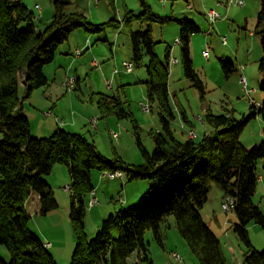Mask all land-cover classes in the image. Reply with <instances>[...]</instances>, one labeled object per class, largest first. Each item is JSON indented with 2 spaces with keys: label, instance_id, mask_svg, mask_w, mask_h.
I'll return each instance as SVG.
<instances>
[{
  "label": "trees",
  "instance_id": "16d2710c",
  "mask_svg": "<svg viewBox=\"0 0 264 264\" xmlns=\"http://www.w3.org/2000/svg\"><path fill=\"white\" fill-rule=\"evenodd\" d=\"M71 3L72 0H54L51 23L38 29L34 11L21 0H0V245L10 255L9 262L0 258V264H57L42 240L29 228L28 205L37 196L38 215L45 216L58 209L54 191L46 180L56 165H63L71 180L69 217L76 246L70 264H128L134 253V264H154L145 236L149 231L162 244L161 230L168 217H173L199 264H228L218 236L201 215L212 183L221 190L223 198L235 199L234 232L246 248L243 264H264V249L252 246L247 230L250 223L264 230V214L252 201L260 177L258 160H263L264 169V143L245 147L239 140L251 117L262 114L264 118V104L257 107L252 103L254 112L240 120L229 113L214 115L208 111L206 122L214 133L195 139L176 138L162 117L166 135H152L155 144L152 153L138 141L144 158L141 165L127 163L118 156L108 159L83 134L63 128H57L47 137L32 135L30 122L20 109V80L25 90L23 99H28L34 90L48 85L44 67L54 60L59 46L68 40L72 31L101 33L107 27H117L116 20L95 25L79 11L67 12ZM141 4L140 14L127 11L124 19L127 24L133 19L148 24L146 30L130 34L133 60L138 64L142 51L146 52L149 101H157L161 110L173 118L168 90L169 52L167 49L166 63H163L154 50L152 24L176 21L181 26L179 43L183 45L185 74L192 86L204 93L189 49L190 36L200 29L191 19L162 17L152 13L144 0ZM255 34L261 38L263 57L259 69L264 73V0L257 15ZM221 64L227 75L233 72L230 62L221 60ZM98 107L103 116L129 117L114 96L101 95ZM92 170L121 171L129 181L148 180L151 186L139 206L115 210L102 221L95 237L89 239L84 225V198L94 190Z\"/></svg>",
  "mask_w": 264,
  "mask_h": 264
},
{
  "label": "rangeland",
  "instance_id": "374dc122",
  "mask_svg": "<svg viewBox=\"0 0 264 264\" xmlns=\"http://www.w3.org/2000/svg\"><path fill=\"white\" fill-rule=\"evenodd\" d=\"M53 1L23 0V5L34 11V24L38 29H43L51 23ZM97 1L72 0L66 11H79L95 25L116 20L117 27H107L101 33H87L83 29H76L58 50L67 47L72 41L78 40L83 45L87 42L88 50L84 54L93 49L91 59L96 60L99 66L87 67L78 75V83L76 77L70 75L69 77L75 78V84L70 92L66 87L62 88L59 83L52 84L53 77L50 73L48 85L53 89L51 90L53 97L50 105L39 109L41 120L52 123L57 120L56 118L61 122L65 119L67 122L77 121L79 126L69 129V132L83 134L104 157L112 159L118 156L127 163L141 165L144 163V158L138 141L148 153H152L155 148L152 135L157 133L166 135L162 117L167 120L169 129L176 138L186 140L189 138V131H193L197 138L214 133L213 128L206 122L208 111L214 115L229 113L235 120H240L248 118L254 112L251 108L252 103L255 106L264 104L262 84L264 73L259 69L263 51L260 35L255 34L261 0H243L242 7L230 4V0H144L152 13L162 17L188 18L200 29L190 36L189 49L193 68L204 85V93L193 87L185 74L183 45L177 42L181 26L176 21L152 24V37L156 42L154 50L163 63H166L167 49L169 52L168 90L173 118L161 110L157 101H149L146 84L149 80L146 68L149 57L146 52L142 51V58L138 64L133 60L130 34L146 30L148 24L137 19L127 24L124 19L127 11H132L134 15L142 12L141 0ZM35 5L39 6V11L34 9ZM210 10L215 11L221 18L212 23L207 17ZM224 39L226 44L222 43ZM74 57L75 55H71V60ZM221 60L232 64L234 68L232 73L227 75ZM79 64L80 62L75 63L73 68L78 67ZM129 64L133 65L131 70H128ZM72 73H75L74 69ZM241 76L246 80L245 86L240 81ZM47 86L32 93H42L48 89ZM24 93L23 86H19L20 99ZM60 95L64 97L61 98ZM101 95L119 99L122 107L129 113V117L118 119L114 115L103 116L98 107ZM33 96L34 94H31L25 106V109L31 113L35 109L32 103ZM141 102L149 106V112L142 110ZM38 104L43 106L42 102ZM46 112H49L50 116H44ZM94 118L96 123L92 125L91 121ZM29 121L32 130L35 131L37 122L33 121L32 115ZM113 133L117 134V140L113 138ZM239 140L245 147L264 143L262 114H257L248 120ZM256 166L258 174L264 177L263 160H258ZM55 167L66 170L63 165ZM56 173L59 174L57 176L54 174L55 181H52L51 187L60 202L61 210H58V213L62 215L64 211L69 216L71 193L64 190V187L70 185L71 180L67 170L65 174ZM91 180L96 186L99 203L93 206L94 208L91 207L93 209L91 212V208L88 207L90 195L84 198L86 204L84 225L89 239L95 237L96 228L99 229L102 221L115 210L139 206L151 186L148 180L129 181L126 175L122 179L110 180L104 176V172L98 170L91 171ZM252 201L264 214V181H258ZM222 203V192L212 183L208 200L201 210L202 218L218 236L228 264H243L246 248L234 232L237 217L232 210L225 212ZM29 211L34 217L36 213L33 208L30 207ZM44 217L39 216L38 219ZM69 223L70 228H67L66 224L62 225L56 230L55 237L62 244L66 243L67 239L70 243L75 241L74 246H76L73 222L70 220ZM30 227L33 228L32 219L29 222ZM247 230L252 246L257 250H263L264 230L254 223H250ZM145 238L150 243L149 255L154 264H199L197 257L176 228L173 217H168L162 227V244L153 239L149 231ZM174 255H177L178 259L174 258ZM0 258L8 262L10 260L8 251L2 245H0ZM63 260L61 258L57 264H70L71 260ZM135 262L134 253L128 259V264Z\"/></svg>",
  "mask_w": 264,
  "mask_h": 264
},
{
  "label": "crops",
  "instance_id": "0c3cea01",
  "mask_svg": "<svg viewBox=\"0 0 264 264\" xmlns=\"http://www.w3.org/2000/svg\"><path fill=\"white\" fill-rule=\"evenodd\" d=\"M22 4H23V0H21ZM35 9V7H34ZM36 10V9H35ZM41 19V18H40ZM76 49H82V53L79 57H74L73 60H71L70 56L71 55H75L74 52ZM88 50V43L86 42L84 45L82 43H79L78 40L76 41H72L71 43H68L67 47H63L61 49H59L54 57V60L46 65L44 67V74L46 76V78L48 79V82L50 80V73H52V77L51 79H53L52 84H57L59 83L60 86L62 88H64V82L66 80L67 77H69L70 75L76 77V83H78L79 81V77L78 75L81 74L85 69H87V67H98L99 63L96 60L91 59V54H93V49L88 51V53H85V51ZM96 52V51H95ZM80 62L79 66L76 68H73L75 63ZM74 69V74L72 73ZM51 84V85H52ZM20 86H23L24 88V84H23V80H20ZM48 89H46L45 91H42V93H32L33 96V101L32 103L35 105V109H33L32 113L27 111L25 109V106L27 105L26 101L27 99H23L24 95L22 96V98L20 99V109L22 111V113L28 118H30V115H32L33 117V121L37 122V128L35 131L32 130V126L30 123V129H31V133L33 136L35 137H40V135L42 137L48 136L51 133H53L57 128H63L67 131H70L69 129H75V127H77V121H72V122H67V120L65 119L63 122H61V120H59L58 118H56L57 120L54 121V123L50 122V121H44L41 120L39 118V114L40 111L39 109H44L47 105H50V103L52 102V97H53V93L51 90L52 87L51 86H47ZM62 93V92H61ZM56 96V95H54ZM61 98H63V95H60ZM58 97V96H57ZM42 102L43 106L39 105L38 103ZM55 105V104H54ZM42 107V108H41ZM49 111V110H48ZM50 112V111H49ZM46 112L43 115L45 116H50L48 113ZM51 114V112H50ZM30 122V121H29ZM79 126V125H78ZM58 168V169H56ZM56 170V171H55ZM53 172L55 173H51L49 176L46 177L47 182L52 185V181L54 180V174L55 176H57L56 172H62L63 174L66 173V170L62 167H54L53 168ZM262 179L261 181H264V177L260 176ZM56 179V177H55ZM94 194L95 197L98 200L97 197V189L96 186H94ZM90 199V197H89ZM59 207L58 209L48 213L47 215H45V217L43 219H38L39 216L36 213V210L38 208V197L37 196H33L28 205L29 208H33V210L35 211V216L32 217V222H33V228L30 227V229L32 231H34V233L42 240L43 244L45 245L46 243H49L50 246L47 248V250L54 256L55 260L57 263H59L60 259H64L63 261H70L72 257L73 251H74V242L70 243V240L67 239L66 243L62 244L61 242H59L55 235L56 234V230L60 229V227L62 225L67 226V228H70V217L67 216L64 211L62 215H60L58 213V210L60 209V202L57 199ZM89 201V200H88ZM99 203V201H98ZM126 202H124L125 204ZM127 204V203H126ZM65 206V205H64ZM65 208V207H64ZM94 208V207H92ZM90 209L91 212H93V209ZM59 214V215H58ZM98 227L96 228L95 232L97 231ZM69 232V229H67ZM88 236V235H87ZM70 238V236H69ZM66 244V245H65Z\"/></svg>",
  "mask_w": 264,
  "mask_h": 264
},
{
  "label": "built area",
  "instance_id": "2783aa9c",
  "mask_svg": "<svg viewBox=\"0 0 264 264\" xmlns=\"http://www.w3.org/2000/svg\"><path fill=\"white\" fill-rule=\"evenodd\" d=\"M97 1V0H96ZM98 2V1H97ZM244 4V1L243 0H240L239 1V5L242 7ZM35 9L39 11V6L38 5H35ZM207 17L209 18V20L214 23L216 20H218L219 18V15L213 11V10H210L208 13H207ZM223 44H226L225 42V39L222 41ZM82 49H76L74 54L76 57H79L82 53ZM133 67V65H128V70H131ZM68 79H70V77H67L65 82H64V85L66 86V90L69 92V86H68ZM241 83L245 86L246 85V80L244 77L241 76V79H240ZM140 106L142 108V110L144 112H149L150 110H144L143 109V102L140 103ZM257 107H259V105H257ZM49 114V113H48ZM96 121H94L92 119L91 121V124L92 125H95ZM113 138L115 140H117V134L113 133L112 134ZM196 138V134H195V137H193L192 139H195ZM104 176H106L107 178H109L110 180H115L117 178H120L122 179L124 177V174L123 172L121 171H114V172H110V171H106L104 172ZM260 177H259V181H260ZM66 186L64 187V190H65ZM120 199V197H119ZM98 204V200L97 198L95 197V194H94V190L90 193V199L88 201V207L91 208L95 205ZM235 206V199L232 197V196H226L225 198H223V203H222V209L225 211V212H229L231 211ZM174 258L178 259V256L177 255H174Z\"/></svg>",
  "mask_w": 264,
  "mask_h": 264
},
{
  "label": "bare ground",
  "instance_id": "6f19581e",
  "mask_svg": "<svg viewBox=\"0 0 264 264\" xmlns=\"http://www.w3.org/2000/svg\"><path fill=\"white\" fill-rule=\"evenodd\" d=\"M239 1H240V0H230V4H237V5H239ZM177 42H179V40H178ZM225 42H226V40H225ZM129 65H131V64H129ZM74 84H75V78L70 77V79H68L69 92L72 90ZM64 86H65V85H64ZM65 87H66V86H65ZM143 109H144V110H149V106L143 103ZM93 120L96 121L95 118H94ZM188 136H189V138H193V137H195V133H194L193 131H189V132H188ZM117 137H118V136H117ZM65 190H66L67 192H70V193L72 194V188H71V185H69V184L66 185ZM49 246H50L49 243H46V244L44 245V247H45L46 249H47Z\"/></svg>",
  "mask_w": 264,
  "mask_h": 264
}]
</instances>
